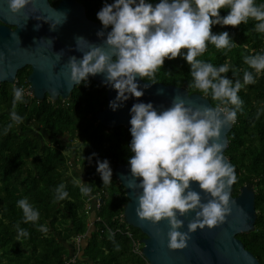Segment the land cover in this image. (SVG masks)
Here are the masks:
<instances>
[{
  "label": "trees",
  "instance_id": "obj_1",
  "mask_svg": "<svg viewBox=\"0 0 264 264\" xmlns=\"http://www.w3.org/2000/svg\"><path fill=\"white\" fill-rule=\"evenodd\" d=\"M85 2L87 15L100 22L96 14L104 0ZM228 11L227 7L221 9V16ZM256 23L249 18L247 23L235 27L213 25V33L227 31L236 44L218 49L209 42L197 59L217 67L228 63L230 70L222 75L234 82L239 79L243 84L245 71L255 75L256 82L243 84L238 93L243 100L242 111H238L228 134L225 155L237 174L233 196L238 197L244 186L256 194L255 227L238 235V239L264 264V70L256 73L244 61L245 55L264 50V33L255 30ZM190 72L191 66L182 56L165 58L153 82L200 94L214 107L219 104L211 90L204 93L194 86ZM29 74L23 70L18 73L16 84H0V264H148L143 250L136 249L146 236L127 223L124 212L129 199L115 176L117 167L130 165V129L106 128L96 118L108 103L106 87L88 79L67 100L39 101L25 94L23 102L13 105V88L29 89ZM150 79L142 78L145 82ZM13 111L23 117L21 122L12 120ZM105 158L113 169L112 181L107 185L103 184L96 163ZM79 160L83 163L84 181L72 174ZM81 180L92 184L88 195L80 191ZM61 183L65 184L68 197L57 201L55 189ZM93 195L102 198L99 209L89 200ZM24 197L39 210L38 221L24 222L23 211L17 205ZM18 224L29 235L21 237ZM40 225L46 226L47 231H42ZM77 239L82 240L81 244Z\"/></svg>",
  "mask_w": 264,
  "mask_h": 264
},
{
  "label": "clouds",
  "instance_id": "obj_2",
  "mask_svg": "<svg viewBox=\"0 0 264 264\" xmlns=\"http://www.w3.org/2000/svg\"><path fill=\"white\" fill-rule=\"evenodd\" d=\"M33 0H7L12 13H20ZM229 9L221 16L220 10ZM56 11V10H55ZM63 20L49 21L53 30L67 19L65 12H58ZM103 29L97 32L100 43H94L83 36L76 37V48L82 58L71 56L67 62L70 69V83L88 81L90 75L104 74V83L117 95L109 107L115 111L131 97L140 98L144 88L154 84L155 73L164 65L165 58L182 56L191 66L192 83L218 101L215 107L187 105L180 96L173 98L170 107L158 110L152 102L139 101L130 109L131 155L129 164L134 178L128 188L136 191L138 206L136 215L153 225L167 220L168 247L185 249L190 233L198 229H214L226 222L232 213L231 186L237 181L235 166L224 156L221 142L223 129L235 123L238 111H242L243 100L238 95L243 84L256 82L252 71H245L243 84L227 75L230 65L215 66L197 59L211 42L218 49L235 46L236 42L227 31L213 33V25L239 26L254 18V28L264 33V3L256 0H104L97 12ZM37 28L40 25H36ZM111 27L105 33L104 29ZM182 49L187 51L182 52ZM62 52V51H61ZM57 53V58H61ZM244 61L256 73L264 70V50L254 55H245ZM150 77L149 83L140 87L137 77ZM13 105L23 102L22 87L13 88ZM12 120L22 121L17 112H11ZM11 127V125H9ZM93 156L98 154L93 153ZM97 172L104 185L110 184L113 169L108 159H97ZM138 178L139 182H137ZM192 182L210 196L202 202L200 192L192 189ZM92 184L81 180L80 191L84 195L92 192ZM65 184L55 189L57 201L68 197ZM23 211L24 222H36L40 212L24 197L17 201ZM195 212V218L188 224V231L182 232L184 221L180 216ZM179 214V215H178ZM42 231L47 227L40 225ZM21 237L28 231L17 225ZM157 238L162 233L157 230ZM113 238L110 236V239Z\"/></svg>",
  "mask_w": 264,
  "mask_h": 264
},
{
  "label": "water",
  "instance_id": "obj_3",
  "mask_svg": "<svg viewBox=\"0 0 264 264\" xmlns=\"http://www.w3.org/2000/svg\"><path fill=\"white\" fill-rule=\"evenodd\" d=\"M55 10L67 14L66 21L58 25L55 30L51 28L49 22L36 19L40 17L48 18L52 22L58 19L62 21L63 17ZM36 25L40 27L37 28ZM103 28L102 24L87 17L85 7L76 0H64L57 7H52L49 0H33L24 10L16 14L9 9L7 0H0V84L14 85L18 73L30 66L32 73L28 77V83L35 99L43 101L46 96L52 101L60 98L69 99L79 84L70 83V69L67 68V62L73 55L78 58L83 56V53L76 48V37L83 36L91 42L100 43L97 32ZM104 30L107 33L111 28ZM58 52L61 57L59 59ZM88 79L107 89V106L96 115L98 121L106 128L124 126L130 129V109L139 101L152 102L158 110H163L172 105L174 97L180 96L185 99L187 105L193 107L213 106L204 96L190 94L181 87L154 83L144 88L149 82L143 81L138 76L137 80L140 87L144 88V95L140 98L131 97L122 107L113 111L109 103L115 99L117 90L104 83V74L90 75ZM233 124L223 129L221 134V142L225 145L224 156L229 163L225 152L229 143L228 134ZM115 176L125 188L129 199L124 212L127 223L146 236L139 244V250H143L142 255L149 264H261L238 239V235L249 233L254 229L257 219L256 194L249 186H244L238 197L233 196L234 184L231 186V200L234 203L232 213L224 224L211 230L198 229L195 233L189 234L190 240L185 249H170L167 241L170 226L167 220L153 225L149 221L142 222L136 215L137 194L127 186L134 179L130 165L117 167ZM139 179L142 178H138L137 182ZM191 187L200 192L202 202L206 203L210 199V196L199 188L198 182H192ZM179 218L184 221V226L180 230L187 232L189 222L195 218V212ZM157 230L162 233L160 238L155 235Z\"/></svg>",
  "mask_w": 264,
  "mask_h": 264
},
{
  "label": "flooded vegetation",
  "instance_id": "obj_4",
  "mask_svg": "<svg viewBox=\"0 0 264 264\" xmlns=\"http://www.w3.org/2000/svg\"><path fill=\"white\" fill-rule=\"evenodd\" d=\"M62 1H64V0H49V2H50V4H51V6L52 7H57ZM76 2L77 3H79V4H82L84 7H85V9H86V14H87V6H88V4L85 2V0H76ZM109 2L110 3H113L114 2V0H112V1H110L109 0ZM87 4V5H86ZM87 17L90 19V20H92V21H94V22H96V23H100V22H98V21H95V20H93L92 18H90L88 15H87ZM100 24H102V23H100ZM111 28V27H110ZM23 70H26V71H29L30 72V74L32 73V68L30 67V66H27L26 68H24ZM22 70V71H23ZM21 72V71H20ZM29 74V75H30ZM29 77V76H28ZM27 81H28V79H27ZM81 84V83H80ZM79 84V85H80ZM30 85V84H29ZM32 96H33V94H32ZM46 98H48V99H50L48 96H46ZM45 98V99H46ZM51 100V99H50ZM58 100H62L61 98L60 99H58ZM58 100H56V101H58ZM56 101H54V102H56Z\"/></svg>",
  "mask_w": 264,
  "mask_h": 264
},
{
  "label": "built area",
  "instance_id": "obj_5",
  "mask_svg": "<svg viewBox=\"0 0 264 264\" xmlns=\"http://www.w3.org/2000/svg\"><path fill=\"white\" fill-rule=\"evenodd\" d=\"M16 83H17V81H16ZM15 83V84H16ZM22 88L24 89V87L22 86ZM24 92H25V94L26 95H28V96H32V93L30 92V89L28 90L27 88H25L24 89ZM90 202L94 205V208L95 209H99L100 208V206H101V204H102V198H101V196L100 195H93L92 197H90ZM81 239H77V243L78 244H81ZM137 251H139V244H137ZM75 261V258L74 259H72V261L71 262H74ZM149 264V263H148Z\"/></svg>",
  "mask_w": 264,
  "mask_h": 264
},
{
  "label": "rangeland",
  "instance_id": "obj_6",
  "mask_svg": "<svg viewBox=\"0 0 264 264\" xmlns=\"http://www.w3.org/2000/svg\"><path fill=\"white\" fill-rule=\"evenodd\" d=\"M29 90V89H28ZM77 163H78V167H82L83 168V163H82V160H79V161H77ZM74 164V163H73ZM84 171V170H83ZM80 172V173H78V172H76L75 173V175L77 174V176H75V177H78V178H81V179H83V181L85 180V178H84V172Z\"/></svg>",
  "mask_w": 264,
  "mask_h": 264
},
{
  "label": "crops",
  "instance_id": "obj_7",
  "mask_svg": "<svg viewBox=\"0 0 264 264\" xmlns=\"http://www.w3.org/2000/svg\"><path fill=\"white\" fill-rule=\"evenodd\" d=\"M83 171L82 167H78L77 165L72 168V174L75 175L76 172L80 173ZM77 176V174L75 175Z\"/></svg>",
  "mask_w": 264,
  "mask_h": 264
}]
</instances>
